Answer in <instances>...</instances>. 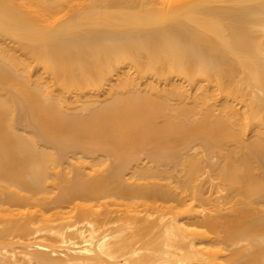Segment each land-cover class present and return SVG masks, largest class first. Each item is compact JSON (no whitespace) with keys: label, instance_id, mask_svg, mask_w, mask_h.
I'll list each match as a JSON object with an SVG mask.
<instances>
[{"label":"bare ground","instance_id":"bare-ground-1","mask_svg":"<svg viewBox=\"0 0 264 264\" xmlns=\"http://www.w3.org/2000/svg\"><path fill=\"white\" fill-rule=\"evenodd\" d=\"M0 264H264V0H0Z\"/></svg>","mask_w":264,"mask_h":264}]
</instances>
